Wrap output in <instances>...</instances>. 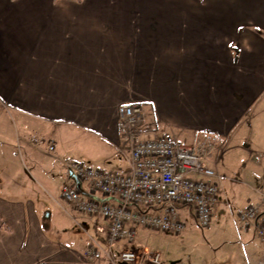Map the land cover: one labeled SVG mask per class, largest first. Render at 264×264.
<instances>
[{
	"label": "crops",
	"instance_id": "crops-1",
	"mask_svg": "<svg viewBox=\"0 0 264 264\" xmlns=\"http://www.w3.org/2000/svg\"><path fill=\"white\" fill-rule=\"evenodd\" d=\"M129 101L144 104L149 135L216 139L207 163L235 181L222 182L212 210L220 223L207 227L197 264H264V241L238 219L264 186V0H0V264H109L86 254L105 244L107 224L61 198L63 159L124 171L117 107ZM15 135L66 148L52 154L26 142L21 158L38 192L20 173ZM226 144L239 151L233 177L220 158ZM37 193L66 221L53 229L76 225L79 239L45 231L56 208L44 213ZM169 234L138 227L135 264H156L177 235ZM169 254L163 262L177 264Z\"/></svg>",
	"mask_w": 264,
	"mask_h": 264
},
{
	"label": "built area",
	"instance_id": "built-area-1",
	"mask_svg": "<svg viewBox=\"0 0 264 264\" xmlns=\"http://www.w3.org/2000/svg\"><path fill=\"white\" fill-rule=\"evenodd\" d=\"M144 113L140 101L123 102L117 107V152L126 161L124 171L92 167L70 157L63 159L66 171L74 173L84 192L68 178L60 187L61 198L77 211L99 216L107 224L105 244L86 250L91 259L109 264L134 263L135 252L121 244L132 242L138 227L181 233L185 222L180 211L185 206L192 210L196 224L206 228L222 182L230 179L210 166L193 146L167 137L146 136L142 129ZM28 140L35 147L46 142L34 135ZM48 142V149L53 150V141ZM255 191L259 204L240 211L238 219L244 228L254 226L264 241V186ZM151 261L157 264L159 254L155 253Z\"/></svg>",
	"mask_w": 264,
	"mask_h": 264
},
{
	"label": "rangeland",
	"instance_id": "rangeland-1",
	"mask_svg": "<svg viewBox=\"0 0 264 264\" xmlns=\"http://www.w3.org/2000/svg\"><path fill=\"white\" fill-rule=\"evenodd\" d=\"M144 109H145V107H144ZM144 114H145L144 119L142 121V127H143L142 129H144L143 131L146 133V136H148V137H156L155 135H149V133L147 132L148 130H151L153 128L154 123L147 122L146 112ZM18 136L19 135H15L11 139V141H10L11 148L13 149V151L16 154V159H18L17 163L19 164V168L21 171L20 173L25 175L27 183H31L32 186H34V190L38 192L39 190H41L40 185H38V181H39L38 175L35 174L34 170L32 169V166H30L28 162L22 161V158H21L22 157L21 153H24L27 150V148L25 149L26 144H27L26 142H29L28 138L30 136H28V137L20 136L21 137L20 139ZM164 137L179 141L178 139L171 137V136H165L164 135ZM42 138H44L46 140V142L43 145L39 146L38 148L43 149L45 151L46 150L48 151L49 150L48 149L49 137L44 136ZM212 141L214 142V145H217L216 139L208 138V139L202 140V138L199 135L198 141L187 140L186 142H184V141L183 142L190 145V146H193L199 153H201V155L203 157H205V160L210 163L212 161V157H210L211 149L208 150V146H209L210 142H212ZM58 144H59V142L57 141L54 149L49 150V153L55 154V153H58L59 151L64 152V150L66 149L65 146L64 145L63 146L58 145ZM27 145H29V144H27ZM224 149H226V151H224ZM224 149L221 152L220 158L222 159L224 166H228V165L229 166L226 167L225 170L224 169H222V170L229 171L231 176L233 177L237 173H236V171L233 170L232 161L234 160L233 159L234 156L239 154V151L237 149H232V148L229 149V145H227V144H226V146H224ZM44 154H40V156L44 157ZM65 155H67V154H65ZM25 157L28 161V156L25 155ZM73 157H70V158H73ZM74 158L79 159L78 157H74ZM22 162H24V163H22ZM62 167H63V165L62 166L61 165L56 166V168L59 169L60 171L64 170ZM225 183H227V184L235 183V181L234 180H224L223 185ZM82 186H83V188H86L85 184H82ZM223 188H224V186H223ZM37 195H38V197H35L34 202L36 203L37 206H41V205L44 206L46 204V207H45L46 209H44V211H43L44 213L47 212L48 210L50 211L51 208L52 209L56 208L54 211L55 216L51 219V221L50 220L48 221V219H45V223L48 224V227L46 226L47 228L45 229V231L47 233H51L54 235L56 234V235L61 236L60 238L63 239V241H64V235L72 237L73 241H76V239H79V237H81L82 231H80L78 229V226H76V225L66 227L64 230V234H62L61 231L57 232L56 230L53 229V226L55 225L54 222L56 220H62L61 216L59 215V206L58 205L55 206L56 203H54L52 198H50L48 196H45V198H40L41 197L40 193H37ZM221 198L223 199V197H221ZM40 202H42V203H40ZM181 215H182V218L184 219L186 227L184 228V230L180 234L175 235L174 236L175 238H172L173 240H171V242L165 243L162 248L157 249L162 253V256H161V254H159V263L163 262V260H164L163 259L164 258L163 249H166V250L170 251L169 255L171 256L170 257L171 260L179 259L177 264H197L198 261H196V259H197L196 254H197L198 248L200 247V244L205 245L207 238H208L207 227L210 224L211 225H214V224L219 225V223H220V210H217V212H215L213 214L214 216H213V218H211V222L206 228H201L198 224H196V222L194 221V219L192 218L191 215H189L188 218L185 215V213H183V212H181ZM62 221H64V220H62ZM64 222L66 223V221H64ZM49 224L51 226H49ZM169 235H174V234L170 233ZM134 240L132 242H130L128 244V246H126L127 248L133 250L136 254V260L133 264H135L138 261V259H140L137 251L133 249ZM91 246H93V245H91ZM156 252H158V251H156ZM163 264H165V262H163ZM169 264H175V263H169Z\"/></svg>",
	"mask_w": 264,
	"mask_h": 264
},
{
	"label": "water",
	"instance_id": "water-1",
	"mask_svg": "<svg viewBox=\"0 0 264 264\" xmlns=\"http://www.w3.org/2000/svg\"><path fill=\"white\" fill-rule=\"evenodd\" d=\"M68 176H69L71 179H73L74 182H75V184H76V186H77L78 188H80V187H79V180L76 178V176L74 175V173H73L71 170L68 171Z\"/></svg>",
	"mask_w": 264,
	"mask_h": 264
},
{
	"label": "trees",
	"instance_id": "trees-1",
	"mask_svg": "<svg viewBox=\"0 0 264 264\" xmlns=\"http://www.w3.org/2000/svg\"><path fill=\"white\" fill-rule=\"evenodd\" d=\"M213 146H214V142L212 141V142H210V144L208 146V150H210L211 148H213ZM38 264H46V263L41 262V263H38Z\"/></svg>",
	"mask_w": 264,
	"mask_h": 264
}]
</instances>
